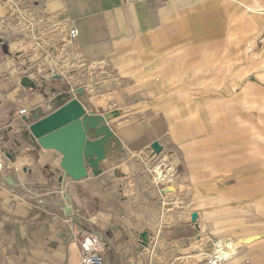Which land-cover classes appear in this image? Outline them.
Wrapping results in <instances>:
<instances>
[{
  "label": "crops",
  "instance_id": "0c3cea01",
  "mask_svg": "<svg viewBox=\"0 0 264 264\" xmlns=\"http://www.w3.org/2000/svg\"><path fill=\"white\" fill-rule=\"evenodd\" d=\"M246 1L0 0V264H84L85 233L103 235V264H208L198 256L222 237L239 243L224 264H264V128L249 107L264 86L235 89L237 74L210 85L226 81L225 71L212 77L210 51H224L227 33L264 30ZM232 14L239 24L228 30ZM62 25L77 36L66 41ZM73 99L87 139L113 129L126 161L155 141L168 147L175 184L147 189L130 181V164L116 175L108 156L70 174L31 126Z\"/></svg>",
  "mask_w": 264,
  "mask_h": 264
},
{
  "label": "rangeland",
  "instance_id": "374dc122",
  "mask_svg": "<svg viewBox=\"0 0 264 264\" xmlns=\"http://www.w3.org/2000/svg\"><path fill=\"white\" fill-rule=\"evenodd\" d=\"M231 4L230 0H228ZM241 2V5L238 2H234V4L237 5V3L242 7V9H245L246 5H251L250 2H247L246 0H239ZM255 2L260 3L264 7V0H255L252 5L255 4ZM236 14V13H235ZM234 14L227 16V27L229 30V27H233L239 24V22L236 20V17L233 16ZM261 18V14H256ZM258 17V19H259ZM261 20V19H260ZM263 21V20H262ZM260 21V22H262ZM58 34L61 36H64L66 38V41L70 40V31L69 34H67L66 28L62 25L58 28ZM264 31V30H263ZM261 31L258 35H248V40L245 37V34L240 33H227L226 37L227 40L223 44H225L224 51L219 52V50H212L210 51V63L212 65V77H215L218 73H223L225 71V77L226 81H219L215 80L210 82V85L212 87L214 86H229V79L232 76V74H237L238 82L234 81L233 87L240 88L241 86H244L246 84L252 83L254 86L251 95L256 92L257 89L261 88V86H264V77L262 76V73H264V33ZM242 36V38H241ZM258 38V39H257ZM222 40L223 37L217 34L213 35V40ZM243 47L242 51L238 52V49L240 47ZM220 54V56L218 55ZM241 54V55H240ZM242 56V57H241ZM95 66V67H94ZM90 66V69H97L96 65ZM195 66V65H194ZM85 68V67H84ZM89 69V67H87ZM223 68V69H222ZM231 88V87H230ZM243 89V88H242ZM264 89V88H263ZM96 90V87L94 83H87L83 87V92L86 93H93ZM233 91V89H231ZM230 93H228L229 95ZM238 94H234L233 97L230 99L228 98V101L230 104H233V107L235 106L236 99H238ZM252 98V96H251ZM264 93L260 94V99L257 102L249 104V107L256 106L258 107V120L260 121L259 125L260 128H264ZM255 101V97L252 98ZM193 100H189V103L192 104ZM251 100H249V103ZM200 105V101L193 103L194 108ZM167 109V108H166ZM250 110V109H249ZM169 111V110H167ZM169 114V113H168ZM92 118H87V121L89 119H92L94 122H100V126H102V123L105 122V118L103 115H90ZM171 116V115H169ZM173 116V115H172ZM240 116H249V114H241ZM94 117V118H93ZM189 117H184L180 119L181 121L188 122ZM82 120H85L84 115L81 117ZM98 133L102 134L100 135V139L102 142V148L105 150L106 157L108 156V159H110L111 165H113L115 169H124L123 167L126 165H132L133 168L132 172L136 171V174L131 175L130 178L132 182L139 181L142 182L143 185L146 186L147 189H154L155 190V184L160 185L163 183L165 186H171L175 184V173H176V167L177 162L173 161L174 154L173 152L168 149V147H164V149L159 154H151L150 151L146 150L141 153H137L135 155H132L129 157V160L126 161V155L123 152L122 148H120L121 145H119L118 141L115 140L114 130L111 128L106 129H100L97 131ZM258 136H259V143L264 144V129L258 130ZM151 146V145H150ZM149 146V147H150ZM258 153L260 155L264 154V146L260 147L258 149ZM143 157H147L146 160H150L149 163H147ZM260 158V157H259ZM261 159V158H260ZM158 169L161 171V175L164 176V182H161L159 179V173ZM112 172V170H110ZM125 171V170H124ZM126 172V171H125ZM138 175H142V178H136ZM154 182V183H153ZM166 194V191L163 190L162 194H160L161 200L163 201L164 205L167 204L170 199L163 198V195ZM180 204L179 201H176V203H170L168 206V209L165 211L167 215L170 214V211H175L176 207H178ZM225 238V237H224ZM222 238L216 239L215 241L221 240ZM211 248L204 250L203 254L198 256L199 260H204V256H209L210 253L213 252L215 247L214 239L210 240ZM239 243H236L234 247H239ZM237 251V250H236ZM234 251V253L236 252ZM206 261V259H205Z\"/></svg>",
  "mask_w": 264,
  "mask_h": 264
},
{
  "label": "water",
  "instance_id": "95a60500",
  "mask_svg": "<svg viewBox=\"0 0 264 264\" xmlns=\"http://www.w3.org/2000/svg\"><path fill=\"white\" fill-rule=\"evenodd\" d=\"M84 108L75 99L60 107L57 111L32 124L31 130L45 148H57L64 155V166L72 175H86L84 159L92 164L106 158L100 139L88 140L82 122ZM151 154H159L163 146L155 141L147 149ZM116 175H126L120 169L114 170ZM198 213H192V221H196Z\"/></svg>",
  "mask_w": 264,
  "mask_h": 264
},
{
  "label": "built area",
  "instance_id": "2783aa9c",
  "mask_svg": "<svg viewBox=\"0 0 264 264\" xmlns=\"http://www.w3.org/2000/svg\"><path fill=\"white\" fill-rule=\"evenodd\" d=\"M78 31L76 28H71L70 38L76 37ZM79 243L84 264H103L105 240L103 235L96 233H85L79 236ZM235 255V254H234ZM208 264H220L214 256H206ZM227 261V258L223 260Z\"/></svg>",
  "mask_w": 264,
  "mask_h": 264
},
{
  "label": "bare ground",
  "instance_id": "6f19581e",
  "mask_svg": "<svg viewBox=\"0 0 264 264\" xmlns=\"http://www.w3.org/2000/svg\"><path fill=\"white\" fill-rule=\"evenodd\" d=\"M256 3V2H255ZM248 9L252 12L255 13H263L264 14V7L260 4L257 3L256 5L249 6ZM159 173V179L161 182H164L163 178L164 176L161 175V171L158 169ZM235 243H230L229 241H216V247L212 253H210V256H214L220 264H224L225 262L223 261L225 258H227V261H230L234 255V251L237 250V247H234ZM203 258L206 259V256ZM226 261V262H227Z\"/></svg>",
  "mask_w": 264,
  "mask_h": 264
}]
</instances>
